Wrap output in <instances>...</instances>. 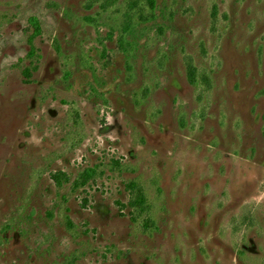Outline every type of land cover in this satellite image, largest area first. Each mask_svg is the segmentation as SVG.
I'll return each mask as SVG.
<instances>
[{"label":"rangeland","instance_id":"374dc122","mask_svg":"<svg viewBox=\"0 0 264 264\" xmlns=\"http://www.w3.org/2000/svg\"><path fill=\"white\" fill-rule=\"evenodd\" d=\"M0 264H264V0H0Z\"/></svg>","mask_w":264,"mask_h":264},{"label":"trees","instance_id":"16d2710c","mask_svg":"<svg viewBox=\"0 0 264 264\" xmlns=\"http://www.w3.org/2000/svg\"><path fill=\"white\" fill-rule=\"evenodd\" d=\"M32 22H34V24H35V26H36L37 29L40 28V26H39L38 21H37L36 18H32ZM190 72H191L190 77L193 80V78H194V70H191ZM90 172L91 173L89 174V176L91 174H93V171H90ZM138 204L139 205H142V206L145 204V198H144V196H143L142 193H140L139 196H138Z\"/></svg>","mask_w":264,"mask_h":264}]
</instances>
